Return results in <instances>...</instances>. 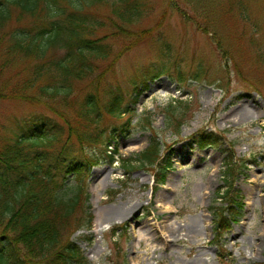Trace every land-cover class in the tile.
<instances>
[{
	"label": "rangeland",
	"instance_id": "rangeland-1",
	"mask_svg": "<svg viewBox=\"0 0 264 264\" xmlns=\"http://www.w3.org/2000/svg\"><path fill=\"white\" fill-rule=\"evenodd\" d=\"M131 1L140 9L131 31L138 35L149 29L152 37L126 54L101 84L91 83L100 75L97 70L82 82L72 79L67 95L36 93V99L22 101L12 95L32 75L28 63L19 58L0 68V146L40 116L59 126L64 141L71 136L79 145L83 138L98 164L88 173L90 199L79 215L85 217L89 204L93 226L75 227L71 237L90 264H263L264 0H246V13L240 7L227 12L228 0ZM93 10L101 19L112 15L109 3ZM13 14L0 25L3 55L9 30L24 21ZM99 32V37L106 35ZM105 41L118 47L124 39L118 32ZM146 77L156 78L141 88L134 103L132 87L143 86ZM112 92L120 94L122 112H127L120 118L101 113L92 123L85 114L86 95L104 103ZM178 100L191 107L176 136L167 129L162 110ZM203 132L223 136L237 165L229 181L238 194V214L221 236L214 231L212 210L221 206L216 193L224 186L226 154L218 147H197L193 139ZM153 133L161 154L173 153V167L158 185L152 171L137 170L128 177L120 160L145 151ZM109 134L115 139L106 148ZM107 149L108 154L119 151L113 162ZM112 191L120 192L112 196ZM113 229H118L115 235Z\"/></svg>",
	"mask_w": 264,
	"mask_h": 264
},
{
	"label": "trees",
	"instance_id": "trees-1",
	"mask_svg": "<svg viewBox=\"0 0 264 264\" xmlns=\"http://www.w3.org/2000/svg\"><path fill=\"white\" fill-rule=\"evenodd\" d=\"M123 1L125 7H118ZM101 2L110 6L112 15L106 19L93 10ZM247 4L246 0H228L225 7L227 12L240 7L246 13ZM14 12L18 13V21H24L9 30V45L6 54H0V68L19 58L28 63L32 75L24 88L12 95L22 101L36 99V93L67 95L75 81L72 79L82 82L93 78L97 70L100 75L91 83L99 85L115 72L126 54L152 37L149 29L138 35L131 31L140 17L138 4L131 0H0V25L12 20ZM99 30L106 35L99 37ZM118 32L123 36V44L115 47L105 41L117 37ZM155 78L146 77L143 86L132 87L134 103L141 88L147 89L148 82ZM107 98L101 103L94 94L86 95L85 114L92 123L99 122L101 113L120 118L127 112H122L123 98L119 93L112 92ZM190 107L187 101L178 100L162 110L167 129L176 136ZM131 123L130 118L126 126ZM57 127L50 119L33 117L20 133L0 146V264H90L71 236L75 227L93 226L89 204L85 217L79 211L83 203H89L88 173L98 160L87 154L82 137L78 138L79 145H74L71 136L64 141ZM114 139L111 134L107 136L106 148L111 147L109 143ZM193 143L200 149L218 147L226 154L224 186L216 193L221 206L212 210L214 231L221 236L236 221L239 209L238 194L229 181L237 173L234 152L224 137L214 132L197 134ZM161 148L153 133L145 151L131 158L120 157L125 174L129 177L137 170L152 171L156 184L165 182L166 172L173 167V153L169 150L162 155ZM107 151L113 162L119 151ZM119 192L112 191L111 195L117 196Z\"/></svg>",
	"mask_w": 264,
	"mask_h": 264
},
{
	"label": "bare ground",
	"instance_id": "bare-ground-1",
	"mask_svg": "<svg viewBox=\"0 0 264 264\" xmlns=\"http://www.w3.org/2000/svg\"><path fill=\"white\" fill-rule=\"evenodd\" d=\"M123 210H117L116 211V214H118V215H121V214H123ZM99 233H101L102 232V230L101 229H99V231H98Z\"/></svg>",
	"mask_w": 264,
	"mask_h": 264
}]
</instances>
